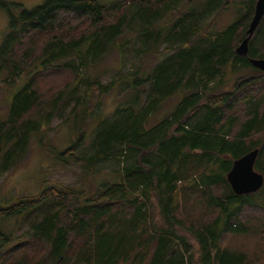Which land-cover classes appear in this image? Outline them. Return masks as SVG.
<instances>
[{"label": "trees", "instance_id": "16d2710c", "mask_svg": "<svg viewBox=\"0 0 264 264\" xmlns=\"http://www.w3.org/2000/svg\"><path fill=\"white\" fill-rule=\"evenodd\" d=\"M176 1L46 0L15 16L12 9L20 5L0 0V9L10 13L0 40V86L28 76L0 121V174L24 157L34 133L45 139L43 122L51 123L62 97L80 101L84 81L88 106L67 121H74L72 130L88 121L100 95L118 82L101 85L94 64L126 31L139 33L144 56L161 55L166 44L165 57L148 75L138 68L127 77L133 84L118 82L135 90L138 107L117 108L113 120L101 119L88 151L80 127L79 138L60 154L88 175L112 159L124 160L116 182L105 181L91 194L48 185L36 196L0 205V221L30 219L21 234L0 231V264H264L225 245L256 226L264 240V186L238 196L227 180L233 162L255 149V170L264 175V72L249 60L264 59V18L244 57L236 49L247 37L257 0H198V8L167 19L178 11ZM230 8L236 16L224 29L205 25ZM66 74L74 80L51 98L41 93L51 75ZM147 84L143 101L139 88ZM178 92L175 111L148 128ZM47 106L51 112L34 119Z\"/></svg>", "mask_w": 264, "mask_h": 264}, {"label": "rangeland", "instance_id": "374dc122", "mask_svg": "<svg viewBox=\"0 0 264 264\" xmlns=\"http://www.w3.org/2000/svg\"><path fill=\"white\" fill-rule=\"evenodd\" d=\"M20 6H14L12 12L15 16H19L23 9L33 10L45 4L46 0H5ZM114 0H103L106 4ZM178 11H174L167 16V19H175L178 13L186 12L189 8H198V0H179L176 1ZM236 8L222 11L216 15L209 16L205 25H212L213 30H222L230 24L236 14ZM160 21V28L166 24ZM10 13L5 9H0V40L9 29ZM163 36V33H162ZM166 44H162L159 48L161 55H153L152 53L144 56L141 54L142 42L138 32L133 29L128 30L122 35L115 44H112L110 49L94 64V72L99 76L102 74L99 82L101 85H110L112 82H128L133 84L132 78H127L132 71H137L142 68L148 75L153 67L165 57L164 49ZM82 74L86 77L92 76L89 69L82 68ZM250 73V76H253ZM27 75L23 76L15 83H2L0 86V121L5 120L9 115V106L14 94L23 86L27 79ZM70 77V78H69ZM87 78V77H86ZM89 78V77H88ZM246 78V77H244ZM73 79L72 75L64 76L51 75L50 78L43 84L41 93L46 98H51L52 93L57 88L61 90L65 85ZM239 82L240 77L238 78ZM118 82L108 91L100 95L101 100L95 96L93 101L99 100L100 104L92 107L93 112L79 128L73 129V122L67 121L71 113L78 111L82 113L88 106L83 102L85 90L89 88V83L84 81L77 96H80V101L77 98L62 97L57 104L58 112L53 117L51 123L45 124L43 128L47 129L45 139L41 141L40 133H34L30 139L27 151L24 157L16 164V166L7 173L0 174V205L6 206L15 202L22 196L33 197L48 185H64L71 186L77 191L91 194L103 185L105 181L116 182L118 171L124 167V160L112 159L102 165V171L93 175H88L83 171V167L72 162L65 161L60 154L65 152L73 145V139H78L80 130L84 129L82 145L84 150L88 151V147L92 142V137L95 136L96 126L103 118L112 119V116L117 108L138 107L139 102L135 96V90L123 89L118 86ZM136 87V84H134ZM212 86V84L210 85ZM144 101L149 91V85H143L139 88ZM99 94V93H98ZM182 100V94H175L170 100L164 103L162 108L149 120L147 127L150 128L161 120L170 116ZM62 107L64 108L61 111ZM75 108V110H73ZM95 108V109H94ZM52 110V106H47L34 116V119L43 117ZM61 111V112H60ZM63 113L64 115H61ZM109 122V120L107 121ZM75 124V123H74ZM81 127V129H80ZM41 141V142H40ZM50 151H53L51 154ZM123 159V158H121ZM121 161V162H120ZM260 173V172H259ZM24 216H17L9 220L0 221V231L3 234H11L13 231L16 235L23 233L28 229V220L23 221ZM254 227L251 234L247 236L231 237L227 240V248L232 251L244 252L248 256L251 263L254 261L264 260V240L257 234ZM259 233V232H258ZM257 234V235H255ZM2 238L0 237V247Z\"/></svg>", "mask_w": 264, "mask_h": 264}, {"label": "water", "instance_id": "95a60500", "mask_svg": "<svg viewBox=\"0 0 264 264\" xmlns=\"http://www.w3.org/2000/svg\"><path fill=\"white\" fill-rule=\"evenodd\" d=\"M263 18L264 0H257L254 17L247 30V37L236 49L238 55L248 57L249 42L259 28ZM249 60L255 68L264 72V59L249 58ZM259 152V149H255L233 162V167L227 175V180L236 195H250L260 191L264 186V175L255 170Z\"/></svg>", "mask_w": 264, "mask_h": 264}]
</instances>
